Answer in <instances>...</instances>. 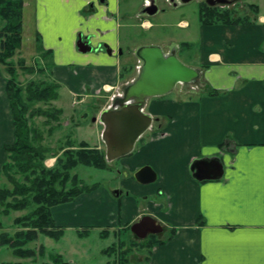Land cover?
<instances>
[{"label": "crops", "instance_id": "1", "mask_svg": "<svg viewBox=\"0 0 264 264\" xmlns=\"http://www.w3.org/2000/svg\"><path fill=\"white\" fill-rule=\"evenodd\" d=\"M28 1L24 0V17ZM153 3L156 12L151 13L146 8ZM161 3L173 9L169 11H178L181 4L180 0H32L34 33L51 55L52 79L60 90L78 97L79 104L91 105L89 100L97 98L102 86H117L118 46L138 35L134 29L157 26L152 19L163 12ZM248 5L257 8V15L249 10L253 16L249 24L206 26L198 15L192 27L186 20L177 23L187 29L182 47L197 49L202 91L181 102L155 97L145 103L142 111L153 120L162 119L164 126L152 125L130 154L117 159L121 179L115 190L99 188L52 208L57 226L97 222L115 229L149 217L176 232L168 242L154 245L148 261L145 257L139 264H264V0ZM79 34L91 40L94 50L77 49ZM102 44L109 47L100 49ZM139 45L164 48L159 43ZM172 45L167 53L177 50ZM207 89L217 94L209 95ZM99 99L105 103L93 119L97 125L101 111L112 104ZM85 117L83 113L81 118ZM102 131V127L93 130L96 138L91 143L81 141L102 149ZM228 138V145L220 148ZM14 141L6 78L0 69V179L8 159L4 147ZM215 157L223 164L222 178L195 180L192 163ZM47 159L52 164L46 167L51 168L55 157ZM143 166L154 170L155 182L135 181L133 174Z\"/></svg>", "mask_w": 264, "mask_h": 264}, {"label": "rangeland", "instance_id": "2", "mask_svg": "<svg viewBox=\"0 0 264 264\" xmlns=\"http://www.w3.org/2000/svg\"><path fill=\"white\" fill-rule=\"evenodd\" d=\"M244 0H227L226 6L231 9H235L238 15H249L253 18L252 14L247 8V4L260 0H248L243 3ZM30 4L25 10L23 8V33L21 48L17 50L13 57L10 59L15 66L16 82L22 89V96H25V88L28 83H51L58 84L52 79L51 74V55L45 52L38 38H36L33 26V14H32V0L28 1ZM102 2V0H100ZM181 3V2H180ZM160 8L163 12H159L152 20L157 26L145 30L143 27L134 29L136 37H129V43L125 42L118 46L117 51L121 53L119 61V80L120 83L117 86H106L100 88L97 98L89 100V104H78L73 106L72 102L74 97H69L57 88V96L60 97V101H47V102H36L29 106V113L34 109H42L47 112V115H33L29 119V123L36 129L39 134H42L44 139L38 145H41L46 154V158L51 156L53 153L57 156H61L64 150H67L69 146L77 148L81 140H89L88 142L94 141L96 135L93 130L95 128H103V125H97L93 122L94 117L97 115L98 106L104 105L105 102H98L100 98L105 100L107 103L118 102L124 97L127 86L136 79L139 74L140 68L143 65V60L140 57L139 51L143 47L139 44H163V52L167 54L169 45L176 44L174 54L176 58L188 67L195 69L197 77L189 83H180L174 86V88L165 96L158 97V99H168L175 102H181L184 100L192 99L198 96L202 91L203 85V69L200 68L196 63L197 49L194 45H187L182 47L181 41L185 39V32L187 29L183 26H178L177 23L180 20H186L190 24L189 26L197 24V11L198 4L195 1H191L187 4H180L178 11L173 10L164 5L160 4ZM95 11L94 7H90V13ZM159 24V25H158ZM1 25V21H0ZM125 31L121 32V36H125ZM133 34V33H132ZM120 36V37H121ZM135 38V39H134ZM187 39V38H186ZM90 43L91 40H86ZM172 45V46H173ZM106 45L102 44L100 49H104ZM92 47V46H91ZM107 47V46H106ZM109 47V46H108ZM107 47V48H108ZM78 49V48H77ZM79 50V49H78ZM92 50H94L92 48ZM80 51V50H79ZM81 52V51H80ZM169 52H171L169 50ZM21 62L24 66L32 68L33 72H26L21 67ZM0 69L3 75L7 79L9 78L5 68L0 65ZM109 89V90H108ZM153 100L149 98L147 102ZM145 105V104H144ZM144 107V106H143ZM61 108L63 113L56 115L54 111ZM83 113H86L85 118H81ZM55 114V115H53ZM156 120V121H155ZM155 121V122H154ZM154 122V123H153ZM152 125L154 127L164 126V122L159 118H152ZM151 125V126H152ZM80 128V130H78ZM154 129V128H153ZM78 130V131H77ZM74 136V138H72ZM101 150H104L102 148ZM105 152V150H104ZM53 157V156H52ZM44 161V165L51 166V159ZM106 161V160H105ZM106 169H96L93 167H85L82 165L77 166L71 171L72 175L76 174L85 185H99L97 189L104 188L107 190L114 189L119 185L118 172L121 170L119 160L107 162ZM48 168V167H47ZM8 186L11 188V184L7 182L5 178L0 179V188ZM1 210V208H0ZM28 212V209L24 211L11 212L9 216H4L0 213V232H7L13 234L16 229L13 225V219L17 216H21ZM52 217L54 223L58 220L55 218V214L52 211ZM97 222L89 223L88 225L80 226L75 225L68 228H63L64 235L59 240L39 235L36 242L30 243L28 247L37 249L39 246L45 248L43 256H37L34 259H19L12 255L10 249L0 247V263L10 262L14 264H53L50 260V255L59 254L65 261L70 264H107L112 263L117 257L115 255L108 256L103 253V250L112 244H121L122 250L129 249V252L125 255L128 259L127 264H139L143 263V259L148 255V249L134 247L130 244L132 242L137 244H145L152 234H148L145 238H139L134 234L130 227L127 229L125 225H119L118 228L110 229L96 224ZM166 227L164 225L161 226ZM87 230L86 235L79 236V232ZM106 230V233L102 237L100 233Z\"/></svg>", "mask_w": 264, "mask_h": 264}, {"label": "trees", "instance_id": "3", "mask_svg": "<svg viewBox=\"0 0 264 264\" xmlns=\"http://www.w3.org/2000/svg\"><path fill=\"white\" fill-rule=\"evenodd\" d=\"M23 8L24 0H0V65L5 68L9 78L6 82V94L14 126L15 141L4 147L8 159L2 166L1 175L11 184V188H0V213L9 216L11 212H28L13 219L16 231L11 234L0 232V247L10 249L12 255L19 259H34L43 256L45 248L41 245L37 249L30 248V243L36 242L39 235L59 240L64 235V230L54 223L52 208L75 201L82 194L96 190L99 185H85L76 174L71 173L77 166L106 169L104 150L90 147L87 143L79 142L77 148L69 146L61 156L52 154L55 163L51 168L44 165L45 150L40 143L44 137L39 134L29 123L33 115H47L42 109H34L29 113V106L36 102H47L57 99L59 84H45L30 82L25 88V96L16 82L15 66L11 62L14 53L21 48L23 33ZM248 9L257 15V8L248 5ZM198 21L202 25H239L252 23L249 15H238L235 9L210 5L200 2L198 4ZM37 38V36H36ZM21 62V67L26 72H33ZM207 94L216 95L217 92L207 89ZM56 109V115L61 114ZM53 114V115H55ZM229 143L226 139L220 148ZM127 226L129 229L130 225ZM1 228V223H0ZM174 228L163 227L162 231L152 234L145 244L132 242V246L149 250L154 245H162L175 235ZM87 230L79 232V236L86 235ZM108 231L103 230L102 237ZM129 249L122 250L121 244H112L103 250V253L117 258L107 264H127L125 255ZM145 263L148 257L145 258ZM53 264H70L61 255H50ZM143 262V263H144ZM0 264H14L1 262Z\"/></svg>", "mask_w": 264, "mask_h": 264}, {"label": "water", "instance_id": "4", "mask_svg": "<svg viewBox=\"0 0 264 264\" xmlns=\"http://www.w3.org/2000/svg\"><path fill=\"white\" fill-rule=\"evenodd\" d=\"M192 0H180L186 4ZM210 5L227 4V0H209ZM151 13L156 12L154 4L146 8ZM77 48L83 52H90L89 42L83 41L78 35ZM107 53H111L106 49ZM143 60L139 74L126 88L124 97L102 110L96 119L103 125L102 143L104 144L105 160L112 162L130 154L136 142L152 125V118L142 111L145 101L149 98L162 97L180 83L192 82L197 77L195 69L180 62L174 50L164 53L160 47H142L139 51ZM190 170L197 181L219 180L223 176V164L217 157L195 160ZM133 178L138 184L147 185L155 182L156 173L150 166L138 169ZM130 230L139 238L148 234H157L162 227L154 220L144 217L131 225Z\"/></svg>", "mask_w": 264, "mask_h": 264}, {"label": "flooded vegetation", "instance_id": "5", "mask_svg": "<svg viewBox=\"0 0 264 264\" xmlns=\"http://www.w3.org/2000/svg\"><path fill=\"white\" fill-rule=\"evenodd\" d=\"M167 1H169V0H167ZM208 1H209V0H204L203 2H204V3H207ZM170 2L173 3V0H170ZM153 4H154V3H153ZM153 4H151L150 6H152ZM154 5H155V4H154ZM214 5L223 8V5H221V4L214 3ZM224 6H226V5H224ZM228 6H229V5H228ZM148 7H149V6H148ZM82 40L85 41L84 39H82Z\"/></svg>", "mask_w": 264, "mask_h": 264}, {"label": "built area", "instance_id": "6", "mask_svg": "<svg viewBox=\"0 0 264 264\" xmlns=\"http://www.w3.org/2000/svg\"><path fill=\"white\" fill-rule=\"evenodd\" d=\"M79 103H80V100L78 99V97H74V100L72 102V105L75 106V105H77Z\"/></svg>", "mask_w": 264, "mask_h": 264}, {"label": "bare ground", "instance_id": "7", "mask_svg": "<svg viewBox=\"0 0 264 264\" xmlns=\"http://www.w3.org/2000/svg\"><path fill=\"white\" fill-rule=\"evenodd\" d=\"M109 90V89H108Z\"/></svg>", "mask_w": 264, "mask_h": 264}]
</instances>
